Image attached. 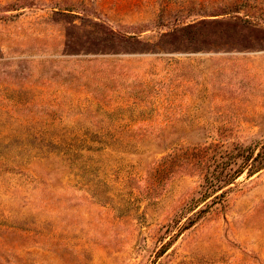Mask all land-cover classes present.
<instances>
[{"label":"rangeland","instance_id":"rangeland-1","mask_svg":"<svg viewBox=\"0 0 264 264\" xmlns=\"http://www.w3.org/2000/svg\"><path fill=\"white\" fill-rule=\"evenodd\" d=\"M259 150L264 0H0V264H264Z\"/></svg>","mask_w":264,"mask_h":264},{"label":"trees","instance_id":"trees-1","mask_svg":"<svg viewBox=\"0 0 264 264\" xmlns=\"http://www.w3.org/2000/svg\"><path fill=\"white\" fill-rule=\"evenodd\" d=\"M251 160H252V162H250L249 166H247V167H249V169H248L249 172H251L253 169H257L258 167H261L260 165H262L264 163V150H262V151L259 150V152L256 155H254ZM249 161H247L245 163H248ZM242 171H240V172H242ZM240 172H238V174ZM234 174H232L231 176H233Z\"/></svg>","mask_w":264,"mask_h":264}]
</instances>
